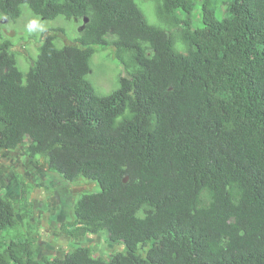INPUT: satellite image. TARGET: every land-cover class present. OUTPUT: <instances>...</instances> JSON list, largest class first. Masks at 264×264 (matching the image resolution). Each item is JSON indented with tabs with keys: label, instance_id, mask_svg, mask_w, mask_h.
<instances>
[{
	"label": "trees",
	"instance_id": "16d2710c",
	"mask_svg": "<svg viewBox=\"0 0 264 264\" xmlns=\"http://www.w3.org/2000/svg\"><path fill=\"white\" fill-rule=\"evenodd\" d=\"M153 1L157 25L135 0H0V154L96 182L60 229L126 247L39 255L19 178L16 200L0 189V264H264V0ZM22 5L82 24L44 32L25 72L1 28ZM95 45L127 73L107 94L87 79Z\"/></svg>",
	"mask_w": 264,
	"mask_h": 264
},
{
	"label": "rangeland",
	"instance_id": "374dc122",
	"mask_svg": "<svg viewBox=\"0 0 264 264\" xmlns=\"http://www.w3.org/2000/svg\"><path fill=\"white\" fill-rule=\"evenodd\" d=\"M137 6L144 14L146 20L154 25L158 24L156 13V4L153 0H135ZM23 13L19 19L10 21L3 19L1 28L4 36L11 38L14 42L13 50L17 52L18 66L25 72L28 70L34 58L38 54V45L42 34L57 35L58 42L65 43L78 34L81 23L76 20H66L59 16L55 20H44L31 13L26 5H22ZM62 28L63 31L59 30ZM54 29V30H53ZM95 53L90 59V72L87 79L92 83L98 94H107L119 85V78L126 76L122 64L113 56V48L105 45H95ZM174 48L181 51L178 44ZM23 153L15 151H6L0 154V189H6L7 197L16 200L19 189L23 182L35 184L32 193L34 209L32 213L31 224L36 227L35 232L39 237L38 252L39 255L61 256L75 245H86L91 238L94 243L95 254L107 259L109 255L125 251L124 243H113L104 241L100 236L106 234L102 230L96 236L85 238L82 243L69 244L66 235L63 234L59 224L65 219L73 217L65 211L68 208V199H71L74 205L83 193H91L100 190L99 185L87 178L80 177L78 181L71 182L66 180L60 173L47 171L44 162H32L26 158ZM92 187L90 188V186ZM71 211V208H69ZM21 229L27 227L21 221ZM84 243V244H83Z\"/></svg>",
	"mask_w": 264,
	"mask_h": 264
},
{
	"label": "clouds",
	"instance_id": "9594fccd",
	"mask_svg": "<svg viewBox=\"0 0 264 264\" xmlns=\"http://www.w3.org/2000/svg\"><path fill=\"white\" fill-rule=\"evenodd\" d=\"M40 159H41V158H40ZM41 160H42V159H41ZM39 161H40V160H39ZM42 161H43V160H42ZM29 184H31V183H29ZM32 193H33V191H32ZM32 193H31V198H33V197H32ZM65 220H66V219H65ZM65 220H63L62 223H63ZM62 223H61V224H62ZM61 224H59L60 227H61Z\"/></svg>",
	"mask_w": 264,
	"mask_h": 264
}]
</instances>
